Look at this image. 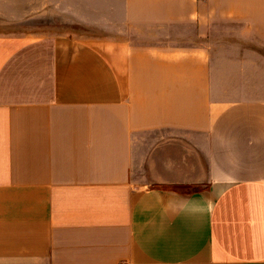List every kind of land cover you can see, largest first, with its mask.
<instances>
[{"label":"crops","instance_id":"obj_1","mask_svg":"<svg viewBox=\"0 0 264 264\" xmlns=\"http://www.w3.org/2000/svg\"><path fill=\"white\" fill-rule=\"evenodd\" d=\"M102 9L0 0V264H264V0Z\"/></svg>","mask_w":264,"mask_h":264},{"label":"rangeland","instance_id":"obj_2","mask_svg":"<svg viewBox=\"0 0 264 264\" xmlns=\"http://www.w3.org/2000/svg\"><path fill=\"white\" fill-rule=\"evenodd\" d=\"M25 7L27 13L41 9L40 16L28 19L30 24L41 25L43 30L80 37L97 35L100 32L99 19H111L112 16L110 5L105 17L104 9L99 11V0H25Z\"/></svg>","mask_w":264,"mask_h":264},{"label":"built area","instance_id":"obj_3","mask_svg":"<svg viewBox=\"0 0 264 264\" xmlns=\"http://www.w3.org/2000/svg\"><path fill=\"white\" fill-rule=\"evenodd\" d=\"M120 264H128V263H124V262H122V263H120Z\"/></svg>","mask_w":264,"mask_h":264}]
</instances>
